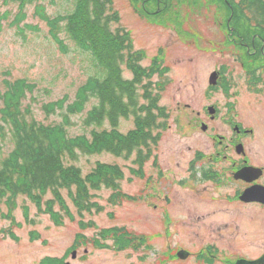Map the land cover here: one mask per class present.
<instances>
[{
    "label": "rangeland",
    "instance_id": "obj_1",
    "mask_svg": "<svg viewBox=\"0 0 264 264\" xmlns=\"http://www.w3.org/2000/svg\"><path fill=\"white\" fill-rule=\"evenodd\" d=\"M112 1L113 9L120 16L119 23L111 25L112 29L119 26L129 32L133 49L142 54L139 65L148 68L157 63L165 70L162 76L158 73L151 76L160 95L159 105L166 113L164 128L157 132L158 141L141 170L133 158L126 160L106 152L79 153L74 162L66 160L79 167L83 175L98 162L117 165L122 172L118 181L123 197L116 204L108 199L112 190L102 187L94 192L93 198L101 210L79 212L63 190L73 218L55 205L54 209L61 215L60 224H55L48 213L39 211L25 195L15 198L11 210L4 201L0 202V264H42L45 259H65L71 264H149L150 259L140 260L142 253L133 250L132 243L119 250L111 237L103 238L100 232L123 228L138 245L142 231L155 229L149 221L155 214L154 204L159 210L167 208L178 219H186L192 230L191 243H202L205 236L200 217L205 213V200L201 198L203 184L187 179L189 160L212 150L210 133H226L225 117L234 115L244 124H257L256 120L264 118V59L258 62L260 57L253 59L247 53L243 43L248 41L243 38L241 28L228 23L230 17L227 18L222 3L217 7L207 0H170L169 7L155 15L153 3L142 11L140 1ZM74 5L75 0L66 4L62 0L41 3L50 16L68 13ZM22 11L24 16L18 25L12 24L17 22V4L0 1V91L6 89L5 80L25 79L35 84L32 94L27 92L22 101L23 107H30L34 119L57 124L62 120L60 112L46 114L42 105L65 96L67 102H72L79 86L89 77L104 78L106 70L89 52L64 37L68 52L60 51L49 37L48 26L38 7L28 5ZM221 66L226 68L222 83L211 87L208 77ZM121 68L122 76L131 78L127 66ZM94 103L97 100L90 98L82 114L70 117L69 136H90V130L95 128L84 127L83 119ZM209 105H215L219 111L218 118L212 122L205 120V106ZM205 123L211 125L208 133L202 130ZM102 128L110 127L105 123ZM117 128L126 133L133 128L132 118H120ZM7 139L0 140V159L11 148ZM180 179L188 183L180 186L176 183ZM155 187L161 190L162 196L172 197L168 207L163 200L158 202L151 196ZM50 197V193L45 195V199ZM8 211L11 217H3L9 215ZM69 249L75 251L74 258Z\"/></svg>",
    "mask_w": 264,
    "mask_h": 264
},
{
    "label": "trees",
    "instance_id": "obj_2",
    "mask_svg": "<svg viewBox=\"0 0 264 264\" xmlns=\"http://www.w3.org/2000/svg\"><path fill=\"white\" fill-rule=\"evenodd\" d=\"M0 1L3 4H17V22H12L16 25L24 16L23 8L35 5L48 26L49 37L60 51L68 52L64 38L71 40L78 48L89 52L97 64L106 70L104 78L89 77L87 82L79 86L72 102H67L65 96L42 105L46 114L60 112L62 120L57 124H44L32 117L28 105L23 107L22 101L27 92L32 94L35 84L25 79L4 81L6 89L0 91V140L8 138L11 148L0 159V202L4 201L11 210L15 198L25 195L39 211L48 213L55 224L61 222V215L54 209L55 205L66 215L71 214L63 190L79 212H91L93 208L96 212L101 210L93 198L94 192L102 187L112 190L108 197L112 204L120 202L123 195L118 180L122 172L117 165L98 162L89 173L83 175L79 167L66 160L74 162L79 153L106 152L117 158H133V163L141 170L158 141L157 132L165 125V109L159 105L160 95L151 81L155 73L162 76L164 68L157 63L148 68L139 65L142 54L133 49L129 32L119 26L112 29L111 25L120 21L112 0H75L72 11L55 16L45 13L41 6L44 0ZM62 1L66 4L71 0ZM134 1L141 2L142 11H146L147 4H155V15H160L171 3L170 0ZM207 1L217 7L220 6L219 2L224 5L227 18L230 17L228 23L236 29L241 28L247 43L254 42L258 48L257 52L249 55L264 59V50L259 48L264 44V0ZM124 65L132 73L131 78L122 76L121 67ZM90 98L96 99L97 103L86 112L83 125L95 129L90 130L89 137L85 134L69 136L67 129L71 125L70 117L82 114ZM120 118H132L133 128L126 133L120 132L117 128ZM105 123L110 128H102ZM47 193L51 197L45 199ZM8 212L9 215L2 216L11 217V211ZM80 224L83 223L80 221ZM106 234H112L113 243L119 250L125 249L130 243L131 247L136 248L134 238L123 228L115 227L100 232L103 238ZM10 235L14 237L12 233ZM62 261L45 259L42 264Z\"/></svg>",
    "mask_w": 264,
    "mask_h": 264
},
{
    "label": "flooded vegetation",
    "instance_id": "obj_3",
    "mask_svg": "<svg viewBox=\"0 0 264 264\" xmlns=\"http://www.w3.org/2000/svg\"><path fill=\"white\" fill-rule=\"evenodd\" d=\"M243 45L248 54L257 52L254 42ZM259 48L263 51L264 44ZM225 70L221 66L213 71L218 74L217 83H222ZM209 107L214 113L209 112ZM218 112L215 105L205 106V120L214 121ZM256 121L257 124H244L234 115L225 117L226 133H210L212 150L189 160L187 179L203 184V242L191 243L192 230L187 220L174 217L165 207L159 210L154 204L155 214L149 221L155 229L142 231L139 244L132 248L141 251L140 260L150 259L149 264H264V118ZM210 129L211 125L205 123V133ZM176 183L183 186L188 181L180 179ZM151 196L158 202L163 200L166 207L172 202L171 196H162L156 187Z\"/></svg>",
    "mask_w": 264,
    "mask_h": 264
},
{
    "label": "water",
    "instance_id": "obj_4",
    "mask_svg": "<svg viewBox=\"0 0 264 264\" xmlns=\"http://www.w3.org/2000/svg\"><path fill=\"white\" fill-rule=\"evenodd\" d=\"M217 78H218V74H217L216 72H212V73L210 74V76H209V84H210L211 86L216 85V83H217ZM209 112H210V113H214V110H213L212 107H209ZM202 130H205V125L202 126ZM71 256H72V258L75 257V251H72ZM62 264H71V263H69V262H64V263H62Z\"/></svg>",
    "mask_w": 264,
    "mask_h": 264
}]
</instances>
